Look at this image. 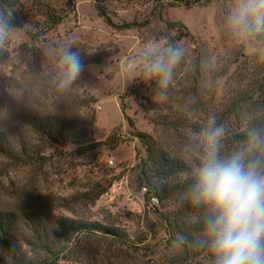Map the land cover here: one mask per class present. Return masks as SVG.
Instances as JSON below:
<instances>
[{
	"label": "rangeland",
	"instance_id": "obj_1",
	"mask_svg": "<svg viewBox=\"0 0 264 264\" xmlns=\"http://www.w3.org/2000/svg\"><path fill=\"white\" fill-rule=\"evenodd\" d=\"M242 2L103 0L112 26L95 0H18L15 14L23 26L11 25L0 43V131L26 116L61 113L83 138L57 144L32 139L46 157L39 166L14 165L0 156V211L34 212L49 222L69 217L111 224L137 247L140 256L132 264H164L169 250L160 214L173 206L169 201L153 204L137 188L136 175L147 154L132 133L149 134L188 163L185 177L195 178L206 153L207 127L219 123L223 112L262 78L264 32L249 33L230 22ZM46 7L61 16L49 30L42 26ZM168 21L184 24L191 38L176 41L181 59L164 88L148 76L147 66L169 50L168 37L175 33ZM126 23L136 24L122 28ZM69 45L85 68L70 88L62 89L60 61ZM245 106L241 103L223 123L218 148L229 146L232 128L252 125ZM174 111L197 124L198 132H177L155 122ZM113 133L119 143L111 149L103 142ZM87 246L81 242L76 249ZM147 249L155 253L148 255ZM27 255L38 261L43 257L30 249ZM0 259L11 264L1 247ZM81 260L58 264H87Z\"/></svg>",
	"mask_w": 264,
	"mask_h": 264
},
{
	"label": "trees",
	"instance_id": "obj_2",
	"mask_svg": "<svg viewBox=\"0 0 264 264\" xmlns=\"http://www.w3.org/2000/svg\"><path fill=\"white\" fill-rule=\"evenodd\" d=\"M17 1L0 0V15L9 19L11 25L21 27L22 20L15 14ZM95 1L99 14L108 24L114 26L103 0ZM43 16L42 26L46 30L61 22V16L49 7L45 8ZM134 24L136 23H126L122 28L128 29ZM167 26L175 33L168 37L169 50L176 46L177 40L191 38L184 24L168 21ZM261 70V80L247 92L248 95H243L237 102L232 103L220 116L219 123L209 125L223 128V123L235 114L241 103L247 104L246 111L253 118L252 125L247 130H239L240 127L230 130V136L227 137L230 140L229 146L223 149L219 147V156L222 154L227 157L230 151L246 149L244 146L237 148L238 144L249 146V134L253 130L264 133V66ZM171 113L159 115L155 122L177 132L187 129L198 132L197 124L195 126L188 123V119L179 112ZM129 125L134 128L130 121ZM133 132L132 136L141 142L147 154L136 175L137 188L144 189V196L148 201L156 196L159 202L169 201L173 206L171 210L160 214L169 250L164 264H213V257L207 248L197 247L195 243L202 235L205 210L202 207H193L188 202L189 189L195 182V178L185 177L190 173L188 163L171 155L149 134ZM34 138L46 144L78 143L83 134L61 113L26 116L19 125L0 131V156L9 159L14 165H42L46 157L37 150L32 142ZM117 140L119 139L113 133L103 143L112 149L118 145ZM250 155L255 157L259 153L252 152ZM81 242L88 246L85 249H76ZM0 247L11 264H58L60 260L68 261L72 258L79 262L83 259L87 264H132L135 256H140L137 255V247L119 227L69 217H54L49 222L34 212L17 216L10 211H0ZM27 249L35 254H42V259H32L27 255ZM147 253L152 255L155 251L147 249Z\"/></svg>",
	"mask_w": 264,
	"mask_h": 264
},
{
	"label": "clouds",
	"instance_id": "obj_3",
	"mask_svg": "<svg viewBox=\"0 0 264 264\" xmlns=\"http://www.w3.org/2000/svg\"><path fill=\"white\" fill-rule=\"evenodd\" d=\"M230 22L249 33L264 32V0H243ZM10 27V20L0 16V43ZM181 52L173 47L149 62L148 76L166 88ZM60 62L59 87L68 89L85 65L71 45L63 49ZM205 135L206 153L188 192L190 205L205 210L196 246L207 248L213 264H264V133L250 132L249 147L228 158L218 154L222 129L209 127ZM252 152L259 155L253 157Z\"/></svg>",
	"mask_w": 264,
	"mask_h": 264
},
{
	"label": "built area",
	"instance_id": "obj_4",
	"mask_svg": "<svg viewBox=\"0 0 264 264\" xmlns=\"http://www.w3.org/2000/svg\"><path fill=\"white\" fill-rule=\"evenodd\" d=\"M151 203L157 204L158 203V198L156 196L151 197Z\"/></svg>",
	"mask_w": 264,
	"mask_h": 264
}]
</instances>
